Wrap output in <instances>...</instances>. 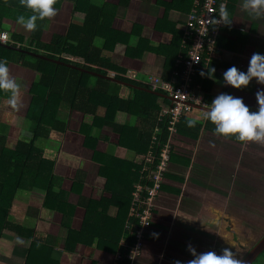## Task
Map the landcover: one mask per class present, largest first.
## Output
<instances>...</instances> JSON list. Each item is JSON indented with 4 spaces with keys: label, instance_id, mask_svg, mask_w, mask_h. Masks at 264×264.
Wrapping results in <instances>:
<instances>
[{
    "label": "crops",
    "instance_id": "1",
    "mask_svg": "<svg viewBox=\"0 0 264 264\" xmlns=\"http://www.w3.org/2000/svg\"><path fill=\"white\" fill-rule=\"evenodd\" d=\"M106 1L108 2L103 3L105 8L106 4H110V10L115 12L114 25L120 24L119 21L124 22L126 25L123 29L128 31L129 24L143 22L144 33L148 39L154 33L161 34L158 42H166L169 39L167 34L153 30L152 25L163 16V2L171 0H129L127 7H119L118 0ZM4 2L7 6L22 5L20 0ZM72 4L70 0H56L53 5L56 9L55 15L36 22L41 30V40L48 41L53 33H64L70 22L82 21L81 12H72ZM110 10L106 9L105 12L112 14ZM30 12L29 10L25 14ZM23 13V9L18 7L13 16L0 18V29L5 35L10 36L13 33L24 37L30 35L31 31L26 30L18 22V17L24 16ZM179 13L170 9L167 12V20L176 21ZM227 15V26L223 33L225 42L222 41L223 46L219 51L217 59L219 64L214 66V72L218 76L212 79L209 98L205 102L207 107H210L215 96L229 94L233 98H241L242 102L250 107V112L255 111L258 107L255 94L257 91H264V84L258 83L253 77L246 86L234 88L224 82L222 73L233 65L240 71H246L251 54H264V15L257 16L252 9L246 8L244 0H232ZM95 43L100 44L101 40L96 39ZM115 48L109 57L111 56L116 64L125 66L120 63L121 60L124 61L123 55L119 56ZM142 60H145L142 65L133 69L136 77L142 74L158 75L163 62L162 57L148 53ZM8 63L15 65L11 69L8 68V72L9 77L18 85L16 97L22 101L27 99L29 103L30 97L26 95H29L28 89L33 82L27 83L30 77L20 67L33 70L14 62ZM24 88H27L25 92ZM8 94L0 95V99H9L11 93ZM158 94L160 96L158 101H163L164 94L161 92ZM22 104L23 102L20 105ZM16 111L6 116V123L10 127L13 123L14 130H17L16 125L23 124L20 118L26 112L17 115ZM57 112L65 122L63 132L49 131L45 135L47 141L44 147L37 141L35 143L45 158L53 160L52 190L62 191L67 204L62 205L61 211L43 206L44 190L34 187L30 192L28 191L31 189L26 190L25 193L28 192L26 197L19 192L16 193L10 216L18 223L29 224V227L34 229V235L41 242L51 246V256L59 260L60 264H110L111 254L97 249L95 238L90 246L77 244L72 253H66L63 249L62 237L65 231L62 226L79 229L82 224L84 225L87 207L93 217L103 210L108 211V214H113L116 210L110 202L100 200L102 197H109L110 193L104 189L105 177L99 174L100 158L94 157L93 150L128 160L134 159L135 154L119 146L116 142L117 137L107 126L100 129L93 127L89 131L86 129V134L97 138L91 148V141L86 138L85 133L80 132V125L89 124L91 118L80 111L69 109L65 104L61 105ZM189 113L190 116L199 118L203 117L204 111L195 108ZM86 118L90 120L84 121ZM115 119L119 123H124L130 122L132 118L119 111ZM10 133L11 129L7 133L6 145L12 147L22 135L14 137L10 143ZM169 137L172 148L168 169L164 174L162 187L154 198L151 226L136 264H175V261L188 264L193 258L192 253L188 251V245H191L197 254L201 251H212L217 255L231 247L230 239L234 233L229 225L231 221L229 214L232 212L229 206L231 186H234L238 177L241 158L248 149L255 147L254 143L236 141L231 137L224 138L204 127L200 128L197 137L193 139L177 132L170 134ZM262 146L259 147L264 148ZM226 166L233 167L229 170ZM92 221L99 224L98 228L101 226L100 219ZM104 239L105 242L111 241L108 238ZM29 242L30 239L26 236L4 230L0 236V264H24Z\"/></svg>",
    "mask_w": 264,
    "mask_h": 264
},
{
    "label": "trees",
    "instance_id": "2",
    "mask_svg": "<svg viewBox=\"0 0 264 264\" xmlns=\"http://www.w3.org/2000/svg\"><path fill=\"white\" fill-rule=\"evenodd\" d=\"M4 1L6 0H0V18L13 16L18 7L23 9L24 17L25 13L29 12V9H24L23 5L7 6ZM70 1L73 2L72 12H81L83 19L81 22H70L64 33H53L48 41H43L40 38L41 30L37 26L27 37L15 33L10 35L14 42L19 43L18 48L40 54L42 57L0 45V61L6 64L14 62L37 73V79L28 89L30 99L25 112V118L29 121V128L32 131L31 137L19 138L10 147L6 145L7 132L0 133V236L4 230H8L30 239L24 264H60L59 260L51 256V246L41 242L34 235V229L12 219L10 209L16 193L34 187L44 190L43 206L61 211L62 205L67 204L62 191L52 190L53 160L45 158L40 147L35 144L37 137L45 136L49 131L63 132L65 122L57 115V111L64 104L69 109L80 111L91 118L89 124L80 125V132L86 134V129L89 131L93 127L100 129L107 126L117 137V144L135 154L134 159L128 160L93 150L94 157L100 158L98 159L99 174L105 177L104 189L110 193L109 197H102L100 200L110 202L116 210L113 214L103 210L93 217L87 207L84 225L82 224L79 229L62 226L65 231L62 237L63 249L66 253H72L77 244L90 246L95 238L97 241L95 247L110 253V264H112L121 238L127 235L125 223L130 219L128 211L133 185L139 179L143 157L148 151L153 129L156 124L164 125L157 121L160 91L150 90V86L144 80L148 76H159L163 80L172 79L174 60L180 50L185 16L193 0L163 2V16L154 22L152 28L167 34L169 39L156 45L144 35L143 22L131 23L128 31L117 28L113 22L115 12L110 10V4H106V8L103 5L108 1L100 0L97 3L94 0ZM231 1L229 0L227 10ZM128 4L129 0H118L119 7H127ZM106 9L112 14L105 12ZM170 9L180 12L176 21L167 20L166 15ZM225 27L218 38L219 48L223 46L222 41L225 42L223 39ZM134 37L136 40L132 43L131 39ZM96 39H100L101 43L96 44ZM117 45L125 46L123 56L128 59L141 60L148 53L162 57L163 62L158 75L142 74L135 78L125 76V66L116 64L107 55ZM50 59H58L61 63ZM215 64L219 62L216 60L204 76L196 77L202 82L206 101L209 98L212 79L218 76L214 72ZM109 73H112L115 79L142 88L127 86L130 89L128 96L116 95L112 93V84L119 83L99 75L111 76ZM8 91L0 90V95L8 96ZM162 98V102L168 101ZM248 108L250 111L249 106ZM119 111L129 115L131 121L124 123L116 121L115 116ZM189 119L195 121L193 126L187 125ZM201 127L209 131L214 129L210 121L203 117L190 116L188 112L176 123L175 132L193 139L197 137ZM168 133L167 129L163 128L159 135L160 144L166 141ZM86 138L91 141L92 148L97 138L90 137L89 134H86ZM92 219H100L101 226L98 228L99 224L93 223ZM104 238L111 241L105 242ZM257 263L264 264V250L252 264Z\"/></svg>",
    "mask_w": 264,
    "mask_h": 264
},
{
    "label": "built area",
    "instance_id": "3",
    "mask_svg": "<svg viewBox=\"0 0 264 264\" xmlns=\"http://www.w3.org/2000/svg\"><path fill=\"white\" fill-rule=\"evenodd\" d=\"M228 3L229 0H193L185 16L172 79L163 80L159 76H148L144 80L150 90L160 91L168 100L159 102L157 121L164 125L156 124L153 129L148 151L143 157L139 179L133 185L128 211L130 219L125 223L127 235L121 238L112 264H136L153 217L154 198L161 189L164 174L168 169L171 151L169 136L176 131V123L182 115L195 108L205 112L203 107L208 106L204 99L202 82L196 77L204 76L218 59V38L227 25V20L220 17V11L223 8L227 12ZM0 44L19 47V43L14 42L1 29ZM163 128L169 133L166 141L160 144L159 135Z\"/></svg>",
    "mask_w": 264,
    "mask_h": 264
},
{
    "label": "clouds",
    "instance_id": "4",
    "mask_svg": "<svg viewBox=\"0 0 264 264\" xmlns=\"http://www.w3.org/2000/svg\"><path fill=\"white\" fill-rule=\"evenodd\" d=\"M20 3L31 11L27 18L18 17V22L29 31L37 28V20L52 17L56 13V9L53 7L56 0H20ZM244 6L252 9L257 16L264 15V0H244ZM220 17L225 20L228 18L227 12L223 8L220 11ZM201 74L203 75V73ZM222 76L224 82L234 88L246 86L253 77L258 83L264 84V54H251L246 71H240L233 65L223 71ZM17 88V83L9 77L6 63L0 61V90H10L9 104L13 107L16 106ZM255 99L258 107L255 111L250 112L241 98H233L229 94L222 93L212 99L209 109L202 115L205 120L214 125V133L221 137H231L242 142L253 141L264 145V91H257ZM194 123L195 121L192 119L187 120L188 126H193ZM187 247L193 257L188 261V264H238L228 249L217 255L212 251L197 254L191 245ZM175 264H181V262L175 261Z\"/></svg>",
    "mask_w": 264,
    "mask_h": 264
},
{
    "label": "rangeland",
    "instance_id": "5",
    "mask_svg": "<svg viewBox=\"0 0 264 264\" xmlns=\"http://www.w3.org/2000/svg\"><path fill=\"white\" fill-rule=\"evenodd\" d=\"M29 15L30 14H27L26 18ZM119 22L120 24H116L115 26L119 29L120 28L123 29L126 24L121 21ZM129 25L131 27V24ZM154 34H151L150 39L152 40V43L156 45L160 40L159 38L161 34H156V35ZM131 40H132L131 42L134 43L136 37L132 38ZM124 47H125L124 45L116 46L115 49L116 52L119 53L118 54L119 56L120 54L123 55L122 53ZM151 54L152 56L155 55L153 53ZM107 55H109V53H107ZM110 58L114 61V59L111 56ZM123 59L124 61L121 60L120 63L122 65L127 66L126 68L128 69L132 68L129 70L127 69V71H125V76L128 75L129 77L132 76L136 77V73H134L133 69L140 67L145 60L143 61L142 59L141 60L128 59L124 56ZM7 66L9 69H11L15 65H11L8 63ZM20 68L23 69L25 72H27L30 77L27 83L34 82L37 79L36 72L27 70L22 67ZM112 88H113L112 93L116 95L128 96L130 94V89L127 86L114 83L112 84ZM26 89L27 88H24L23 91L25 92ZM2 92H4V90H2ZM8 93H11L10 90L8 91ZM26 97H30V96L26 95ZM21 102H23L22 105H20ZM27 103H28L27 99H24V101H22L16 97V106L13 107L12 105L9 104V99L7 100L0 99V133L1 132L9 133L11 129L10 139H9L10 143L11 140L16 136L22 135L20 138H27V136L31 137L32 135V131H29L30 128H28L29 121L26 120L25 115L24 116L22 115L20 118L23 121V124L16 125L17 130H14L15 125L13 123L11 124V127L8 126V124L6 123V119H7L6 116H10V113L14 112V110H17L16 111L17 115L20 114V112L21 113L25 112L26 107L28 106ZM89 120L90 118L84 119V121H89ZM35 141L39 142L42 145V147H44L47 138L46 136L37 137ZM253 143L255 147L250 150L248 149V151L246 150L247 151L246 154L241 158L240 161L241 164L239 167L240 169L237 175L238 177H236L238 180L236 179L234 186H231V190H232L231 204H229V206H230V210L232 209V212L229 214L231 218L229 225H230V230L233 231L234 233L233 234L231 233L232 234L230 239L231 247L229 248V250L232 253L233 258L237 262L245 255L246 251L264 234V148L259 147L261 144L259 145V143L257 142H253ZM232 167L233 166H228V167L226 166V168H228L229 170H231ZM239 177L241 180H239ZM30 191H32V189L29 190L28 192ZM25 192L26 190H22L19 192V194H21L23 197H26L28 196L27 195L28 192L27 193ZM26 226H29V224H26ZM210 235L212 236V234ZM57 252L59 251H56V253ZM200 253H202V251ZM259 259L261 262L262 256Z\"/></svg>",
    "mask_w": 264,
    "mask_h": 264
},
{
    "label": "water",
    "instance_id": "6",
    "mask_svg": "<svg viewBox=\"0 0 264 264\" xmlns=\"http://www.w3.org/2000/svg\"><path fill=\"white\" fill-rule=\"evenodd\" d=\"M2 46H4V45H2ZM5 47L11 48V49H14V50H17V51L31 53V54H34L36 56L42 57V55H40V54L32 53L30 51H27V50H24V49H21V48L12 47V46H5ZM50 60H52V61H54L56 63H61V61L58 60V59H50ZM79 69H81L82 71H87V72H91V73L96 74L95 72L88 71V70L83 69V68H79ZM99 75L104 77V78H107L109 80L115 81V82H117L119 84L125 85V86L142 88V87L134 85L132 83H128V82H125V81H122V80H119V79H115V78H113V76L102 75V74H99ZM196 107L199 108L200 106H196ZM203 109L206 111V110L209 109V107H203ZM263 250H264V234L246 251L245 255L238 261V264H252L253 261L258 257V255Z\"/></svg>",
    "mask_w": 264,
    "mask_h": 264
}]
</instances>
